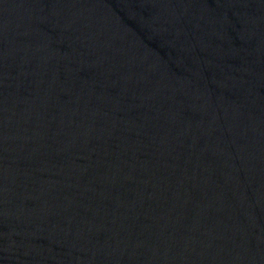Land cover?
I'll return each mask as SVG.
<instances>
[{
  "label": "water",
  "instance_id": "95a60500",
  "mask_svg": "<svg viewBox=\"0 0 264 264\" xmlns=\"http://www.w3.org/2000/svg\"><path fill=\"white\" fill-rule=\"evenodd\" d=\"M0 264H264V0H0Z\"/></svg>",
  "mask_w": 264,
  "mask_h": 264
}]
</instances>
